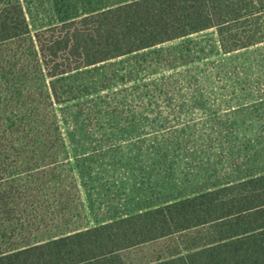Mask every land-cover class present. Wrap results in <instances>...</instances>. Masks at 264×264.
<instances>
[{"label":"rangeland","instance_id":"1","mask_svg":"<svg viewBox=\"0 0 264 264\" xmlns=\"http://www.w3.org/2000/svg\"><path fill=\"white\" fill-rule=\"evenodd\" d=\"M12 48L18 53L12 68L25 72L2 82L49 84L35 33ZM55 80L60 101L54 107L65 144L51 166L56 169L47 172L48 180L59 183L58 200L46 218L51 228L30 226L36 234L28 237L264 173V43L224 52L216 28H208ZM81 190L88 195L84 202ZM200 230L128 255L140 261L172 252Z\"/></svg>","mask_w":264,"mask_h":264},{"label":"trees","instance_id":"2","mask_svg":"<svg viewBox=\"0 0 264 264\" xmlns=\"http://www.w3.org/2000/svg\"><path fill=\"white\" fill-rule=\"evenodd\" d=\"M208 28L224 52L264 43V0H135L39 29L40 61L52 79L23 86L2 81L25 72L12 68V45L30 35L29 21L19 0H0L7 97L0 96V264H264V173L95 226L27 236L36 234L30 226L51 228L46 218L58 200L59 183L47 172L65 144L55 78ZM199 227L172 252L140 261L128 255Z\"/></svg>","mask_w":264,"mask_h":264},{"label":"crops","instance_id":"3","mask_svg":"<svg viewBox=\"0 0 264 264\" xmlns=\"http://www.w3.org/2000/svg\"><path fill=\"white\" fill-rule=\"evenodd\" d=\"M132 1L135 0H20L33 33L42 28L61 24L65 21L81 18ZM80 194L83 202L88 199V195L83 193L82 190ZM111 196L114 195H110V199ZM114 201V199L109 201L112 212L115 209ZM130 214L133 213H114L101 221L92 220L89 217L90 221L86 222V226H95Z\"/></svg>","mask_w":264,"mask_h":264}]
</instances>
